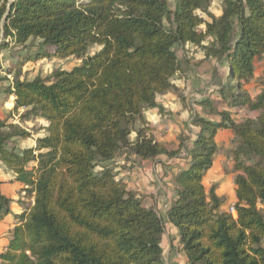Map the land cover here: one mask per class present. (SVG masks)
I'll return each instance as SVG.
<instances>
[{
    "label": "trees",
    "instance_id": "trees-1",
    "mask_svg": "<svg viewBox=\"0 0 264 264\" xmlns=\"http://www.w3.org/2000/svg\"><path fill=\"white\" fill-rule=\"evenodd\" d=\"M213 1L0 0V50L28 51L23 63L80 60L1 90L0 164L33 205L16 217L0 264H165V223L186 264H264V77L256 96L248 88L264 58V0H220L218 16ZM187 45L225 70L195 103L193 131L169 149L144 113H164L157 98L177 91L176 48ZM35 120L45 125L34 145L19 148ZM219 130L234 135L235 217L202 183ZM132 158L178 169L165 220L118 178L116 164ZM11 203L0 190V220Z\"/></svg>",
    "mask_w": 264,
    "mask_h": 264
},
{
    "label": "rangeland",
    "instance_id": "rangeland-1",
    "mask_svg": "<svg viewBox=\"0 0 264 264\" xmlns=\"http://www.w3.org/2000/svg\"><path fill=\"white\" fill-rule=\"evenodd\" d=\"M170 6L173 7L172 0H169ZM221 1L214 0L208 12L214 16L220 14ZM203 18L207 19L205 14L198 13ZM2 36L0 35V44ZM99 50V47L94 46L89 50V55L94 54ZM177 56L181 64V71L174 77L173 83L177 89L176 92L158 96L157 102L163 109V114L155 117L152 124L153 132L156 136L167 141L166 144L174 149L177 147L180 138L184 139L189 135V131H193L190 123L192 113L197 111L196 102L207 97L213 89V74L217 71V75L223 73L225 67L219 62L205 60L202 52L192 46L176 48ZM28 54V51L19 47L9 45L8 49L0 50V101L3 98L1 90L11 83L14 77L20 80L31 81L36 77H47L56 70L69 71L73 67L80 64V60L75 58L57 59L53 57L40 60H30L23 63L22 57ZM220 76V75H219ZM264 77V58H259L255 62L254 79L248 86L251 95L256 96L263 86ZM13 106L12 98L4 105V109H11ZM3 110H0V118L4 116ZM253 117L256 114H251ZM189 121V122H188ZM40 121H30L22 126L33 134L28 140L18 143L19 148H29L34 143L35 130L44 126ZM141 125H135V131L140 129ZM41 135V134H40ZM191 135V134H190ZM131 140H135V133L131 134ZM227 151V148H226ZM221 154H228L222 152ZM116 171L118 168L115 169ZM127 184L130 183L124 178ZM19 201H32V196L27 193L20 192Z\"/></svg>",
    "mask_w": 264,
    "mask_h": 264
},
{
    "label": "crops",
    "instance_id": "crops-1",
    "mask_svg": "<svg viewBox=\"0 0 264 264\" xmlns=\"http://www.w3.org/2000/svg\"><path fill=\"white\" fill-rule=\"evenodd\" d=\"M157 115L158 113L155 110L144 113V118L151 130L153 128L151 124ZM237 117L240 118V116ZM152 134L157 141L166 144L167 141L159 139L153 130ZM215 142L218 151L215 154L211 168L203 176L202 183L207 191L210 188H214L215 194L222 201L220 211L227 212L230 207H234L236 202L234 192L235 171L231 156L234 135L229 130H219L215 136ZM166 146L172 149L167 144ZM222 152H227L228 154H221ZM116 168H118V178L122 179L125 183L124 178L130 181L129 184L126 183L128 189L141 195L144 198V205L146 207H153L160 217L165 220L166 212L170 208L174 198L175 185L172 182V176L178 172V169L159 163L139 161L134 158H132L131 163L118 162ZM0 190L3 195L12 201L10 206L11 213L0 220L1 253L8 244L11 230L19 224L16 217L33 205V197L31 202L24 199L19 201L18 194L26 192L23 191L21 185L14 181L13 174L7 171L2 164H0ZM162 248L165 264H186L181 252L182 245L179 243L177 231L168 223H165Z\"/></svg>",
    "mask_w": 264,
    "mask_h": 264
},
{
    "label": "built area",
    "instance_id": "built-area-1",
    "mask_svg": "<svg viewBox=\"0 0 264 264\" xmlns=\"http://www.w3.org/2000/svg\"><path fill=\"white\" fill-rule=\"evenodd\" d=\"M229 213H230L233 217H235V211H234L233 207H230V208H229Z\"/></svg>",
    "mask_w": 264,
    "mask_h": 264
}]
</instances>
